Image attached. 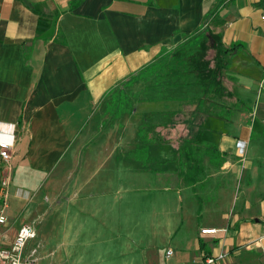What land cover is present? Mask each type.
<instances>
[{
  "label": "crops",
  "instance_id": "0c3cea01",
  "mask_svg": "<svg viewBox=\"0 0 264 264\" xmlns=\"http://www.w3.org/2000/svg\"><path fill=\"white\" fill-rule=\"evenodd\" d=\"M41 1L61 11L48 42L29 5ZM72 1L0 0V123L18 135L8 217L31 223L37 205L26 202L44 188L36 264L262 260L264 89L252 90L264 87V0H225L208 20L226 46L244 43L225 80L229 120L185 102L198 87L143 89L142 109L130 102L118 115L105 102L121 90L137 100L123 83L200 29L220 0H82L71 9ZM15 175L23 185H13Z\"/></svg>",
  "mask_w": 264,
  "mask_h": 264
},
{
  "label": "trees",
  "instance_id": "16d2710c",
  "mask_svg": "<svg viewBox=\"0 0 264 264\" xmlns=\"http://www.w3.org/2000/svg\"><path fill=\"white\" fill-rule=\"evenodd\" d=\"M225 0H220L219 5L206 17V22L196 32L184 35L183 40L172 49H162L157 58L141 68L123 83V87H132L136 81H148L144 89L157 92L164 91L167 87H198L200 94L185 102L198 103L207 107L211 114L229 120L233 115L234 106L229 99L234 97L225 84L226 79H233L231 74V60L244 47L242 42H234L226 46L223 35L215 32L208 24V20L218 12V8ZM82 0H73L71 9L77 7ZM47 3L30 2L31 9L39 15L37 37L48 42L54 38L61 11L53 9L45 11ZM212 52V53H211ZM121 90L119 95L111 97L113 107L120 113L122 108L130 106V99ZM245 102L237 98V109L243 108ZM211 153L218 148H209Z\"/></svg>",
  "mask_w": 264,
  "mask_h": 264
},
{
  "label": "built area",
  "instance_id": "2783aa9c",
  "mask_svg": "<svg viewBox=\"0 0 264 264\" xmlns=\"http://www.w3.org/2000/svg\"><path fill=\"white\" fill-rule=\"evenodd\" d=\"M264 22V8L261 13ZM18 142L16 126L14 124L0 123V161L2 172L0 175V227L8 221V209L11 197V173L15 157V150ZM241 155L246 154V144L244 142ZM203 233H215L216 229H203ZM38 228L33 223L23 224L12 245H0V264H36L37 251L42 247V243L37 241ZM175 251L169 249L166 252L167 258L172 257ZM223 257V255H220ZM217 258L207 257L205 261L209 264L215 263Z\"/></svg>",
  "mask_w": 264,
  "mask_h": 264
},
{
  "label": "rangeland",
  "instance_id": "374dc122",
  "mask_svg": "<svg viewBox=\"0 0 264 264\" xmlns=\"http://www.w3.org/2000/svg\"><path fill=\"white\" fill-rule=\"evenodd\" d=\"M213 30V29H212ZM212 53V52H211ZM148 83H150V82H148V81H143L142 82V84H134V86H132L133 88H129V89H127L129 92L131 91H135L136 90V92H138L137 93V100L135 99V100H133V101H131L132 102V108H138V110H141L142 109V106H144L143 104V102L141 101V99H142V90L144 89V87H145V85H147ZM144 86V87H143ZM263 89H264V87H261V89H260V91H259V88H258V91H257V89H254V90H252V91H255L257 94L258 93H260V95H259V97L262 95V92H263ZM191 90V92H193V93H195L194 91H197L198 89H196V88H193L192 87V89H190ZM140 91V92H139ZM198 92V91H197ZM251 94V93H250ZM118 95V94H117ZM115 96V95H114ZM139 97V98H138ZM257 100V99H256ZM262 100V99H261ZM105 102H108V103H110V107H111V109L113 108V100L111 99V98H106L105 99ZM103 104V102L101 101L99 104L97 103V106H101ZM174 105H176V104H174ZM123 116V115H122ZM122 116H120L119 117V119L122 117ZM137 116L138 115H134V116H132V117H130L129 115H128V118L129 119H124L123 121L125 122V123H130V125H135V126H138V124H139V121L137 120ZM118 119V120H119ZM177 120V119H176ZM110 121V120H109ZM178 122V121H177ZM128 134H129V132H127V136H126V138H128L129 136H128ZM116 137V136H115ZM171 149H162V148H160V149H157L156 150V153L157 154H162V153H166V154H171ZM2 172V167L0 168V173ZM18 184H20V185H23L22 184V178L19 176V175H15L14 176V181H13V185L15 186V185H18ZM38 192H39V190L37 189L36 191H34V193L32 194V196H31V199L28 201V203L26 202V206L27 205H29V204H32V203H35L36 202V205L37 206H35V209H34V211H32L31 212V214H30V218L29 219H27L28 221H30L31 223H33V224H35L36 226H38V224H39V222H38V220H40L41 218L39 217L40 216V214L38 215V212L36 211L37 210V208H40L41 207V203H42V201H41V194L42 193H45L44 192V188L43 187H41V192H40V194H39V197L37 198L36 196L38 195ZM43 195V194H42ZM37 198V199H36ZM20 202H21V200H19V199H13V202H12V207L13 206H17V208L20 206ZM44 203L45 204H51V202L48 200V198L46 197V198H44ZM25 205V204H24ZM23 206V205H22ZM23 223H25L24 222V219H23V216L22 215H15V212L13 213L12 212V214L10 215V218L8 217V221H7V223L5 224V225H2L1 227H0V245H2V246H5V245H12L13 243H14V241H15V239H16V236H17V234H18V231H19V229H20V226L23 224ZM37 255H38V252H37ZM245 256H243V263H245L244 261H245ZM247 260V259H246ZM248 264H264V258L261 260V259H255V257H254V255H250L249 257H248Z\"/></svg>",
  "mask_w": 264,
  "mask_h": 264
}]
</instances>
